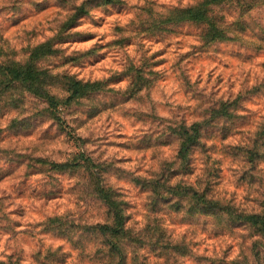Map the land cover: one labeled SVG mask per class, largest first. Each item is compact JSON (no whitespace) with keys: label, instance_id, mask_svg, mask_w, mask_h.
<instances>
[{"label":"clouds","instance_id":"9594fccd","mask_svg":"<svg viewBox=\"0 0 264 264\" xmlns=\"http://www.w3.org/2000/svg\"><path fill=\"white\" fill-rule=\"evenodd\" d=\"M0 264H264V0H0Z\"/></svg>","mask_w":264,"mask_h":264}]
</instances>
